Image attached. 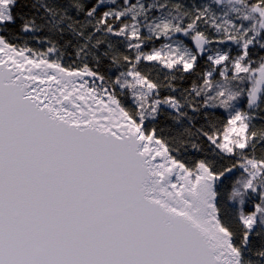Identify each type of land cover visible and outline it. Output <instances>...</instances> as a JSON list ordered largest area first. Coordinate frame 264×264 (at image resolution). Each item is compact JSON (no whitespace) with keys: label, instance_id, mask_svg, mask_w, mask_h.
<instances>
[{"label":"snow or ice","instance_id":"obj_1","mask_svg":"<svg viewBox=\"0 0 264 264\" xmlns=\"http://www.w3.org/2000/svg\"><path fill=\"white\" fill-rule=\"evenodd\" d=\"M0 53V264H264V0H0Z\"/></svg>","mask_w":264,"mask_h":264},{"label":"water","instance_id":"obj_2","mask_svg":"<svg viewBox=\"0 0 264 264\" xmlns=\"http://www.w3.org/2000/svg\"><path fill=\"white\" fill-rule=\"evenodd\" d=\"M0 56H3V54H2V53H0Z\"/></svg>","mask_w":264,"mask_h":264},{"label":"trees","instance_id":"obj_3","mask_svg":"<svg viewBox=\"0 0 264 264\" xmlns=\"http://www.w3.org/2000/svg\"><path fill=\"white\" fill-rule=\"evenodd\" d=\"M65 63H68V61L66 60Z\"/></svg>","mask_w":264,"mask_h":264}]
</instances>
